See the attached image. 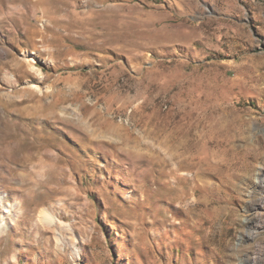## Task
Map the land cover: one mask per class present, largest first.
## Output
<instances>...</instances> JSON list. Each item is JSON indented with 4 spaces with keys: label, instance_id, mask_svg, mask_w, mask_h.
Masks as SVG:
<instances>
[{
    "label": "rangeland",
    "instance_id": "374dc122",
    "mask_svg": "<svg viewBox=\"0 0 264 264\" xmlns=\"http://www.w3.org/2000/svg\"><path fill=\"white\" fill-rule=\"evenodd\" d=\"M263 182L264 0H0V264H264Z\"/></svg>",
    "mask_w": 264,
    "mask_h": 264
},
{
    "label": "bare ground",
    "instance_id": "6f19581e",
    "mask_svg": "<svg viewBox=\"0 0 264 264\" xmlns=\"http://www.w3.org/2000/svg\"><path fill=\"white\" fill-rule=\"evenodd\" d=\"M263 184H264V182H263ZM49 218H51V217H49Z\"/></svg>",
    "mask_w": 264,
    "mask_h": 264
}]
</instances>
